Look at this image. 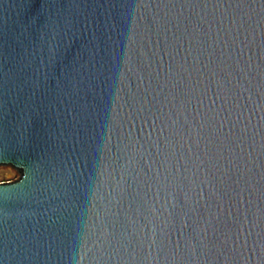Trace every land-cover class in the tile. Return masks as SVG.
<instances>
[{
  "label": "water",
  "instance_id": "95a60500",
  "mask_svg": "<svg viewBox=\"0 0 264 264\" xmlns=\"http://www.w3.org/2000/svg\"><path fill=\"white\" fill-rule=\"evenodd\" d=\"M0 264H264V0H0Z\"/></svg>",
  "mask_w": 264,
  "mask_h": 264
},
{
  "label": "rangeland",
  "instance_id": "374dc122",
  "mask_svg": "<svg viewBox=\"0 0 264 264\" xmlns=\"http://www.w3.org/2000/svg\"><path fill=\"white\" fill-rule=\"evenodd\" d=\"M19 177V172L12 166L6 165L0 167V182L13 181Z\"/></svg>",
  "mask_w": 264,
  "mask_h": 264
}]
</instances>
